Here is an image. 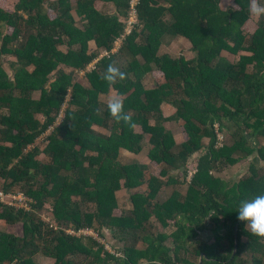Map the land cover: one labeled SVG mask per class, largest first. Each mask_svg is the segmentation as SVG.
Returning <instances> with one entry per match:
<instances>
[{
    "label": "trees",
    "instance_id": "16d2710c",
    "mask_svg": "<svg viewBox=\"0 0 264 264\" xmlns=\"http://www.w3.org/2000/svg\"><path fill=\"white\" fill-rule=\"evenodd\" d=\"M226 1L140 0L130 34L131 0L0 4V190L32 199L30 210L0 201V221L22 226L21 234L0 230V264H37V254L51 264H264V237L235 212L241 199L264 193V16L254 21L251 0ZM177 36L190 42L194 58L159 53L166 37ZM91 41L107 54L88 70L100 56ZM109 65L124 77L104 80ZM76 71L86 72L84 82ZM111 90L131 126L100 99ZM165 103L175 109L169 117ZM167 121H181V142ZM216 123L232 141L216 146ZM51 126L40 150L35 141ZM122 148L146 149L150 162L123 163ZM246 159L248 173L237 181L218 175ZM145 183L147 190H134ZM167 183L187 190L155 201ZM121 189L134 190L127 210L118 203ZM46 202L48 222L36 213ZM70 225L104 237L105 228L119 232L122 246L113 248L123 256L92 236L66 233Z\"/></svg>",
    "mask_w": 264,
    "mask_h": 264
},
{
    "label": "rangeland",
    "instance_id": "374dc122",
    "mask_svg": "<svg viewBox=\"0 0 264 264\" xmlns=\"http://www.w3.org/2000/svg\"><path fill=\"white\" fill-rule=\"evenodd\" d=\"M258 2V1H257ZM223 4V6H225V5H227L229 2H227L226 0H223V2H222ZM0 4L4 7V6H7V4H8V0H0ZM106 12H113L114 11V8H113V6H111V5H106L105 6V8L104 7H102ZM75 18H76V20L78 21L79 20V18L75 15ZM253 19H254V21L255 22H258L259 21V19H260V17L259 18H257V17H255V16H253ZM126 20H124V23H126L125 22ZM78 24L79 25H81V23L80 22H78ZM126 25H127V23H126ZM128 28H130V27H128ZM247 28H248V30L249 31H251V30H254V28H255V25L254 24H251V22L248 24V26H247ZM167 38H169V37H167ZM184 39V38H183ZM182 39V43L180 42V41H178L175 45H177V46H171V48H170V50L169 51H171L172 53H177V54H180V53H183V51L184 50H187L188 48H190L191 47V44H189V42L186 40V39H184L183 40ZM185 43V44H184ZM180 44H182V45H180ZM120 45H121V39L120 40H118V42L116 43V48L114 49V51H117L119 48H120ZM106 53H105V51L103 50L102 51V55L101 56H103V55H105ZM8 60H10V59H8ZM97 61H95V62H92L91 64H90V66H89V68H88V70H90V69H92L93 67H94V65H95V63H96ZM4 67L6 68V70H7V72L9 73V75L10 76H12V71L9 69V67H8V65H7V63L5 62L4 63ZM69 72V71H68ZM85 75L83 74V72H77V73H75L74 74V78L77 80V81H82V82H84L86 79H85V77H84ZM85 79V80H84ZM145 83V82H144ZM152 86H153V81H152V84H151ZM34 97L35 98H37V97H39V93H35L34 94ZM110 96H107V95H102V96H100V98L102 99V100H105V101H107V99L109 98ZM69 100V97L67 98V101ZM66 101V102H67ZM65 107V106H64ZM165 110L166 111H164V113H166V115H168V108L167 107H165ZM172 112V111H171ZM171 112H170V114H171ZM181 122V121H180ZM175 123H178V125H177V127L174 125V126H172L171 125V127H173V129L175 130L174 131V133H176V135H177V138L178 139H181V135L182 134H180V133H182V128H181V126H182V123H179V122H176L175 121ZM55 124H57V122L55 123ZM165 125H166V122H165ZM168 125H170V124H168ZM52 128V127H51ZM172 129V128H171ZM51 130V129H50ZM224 132V135H225V139H224V144L225 143H228V142H230V141H232V138H231V136H230V134L227 132V131H223ZM45 134H47V133H44V134H42V137L40 136V137H38L37 138V141H35L36 142V145H38V147L40 148V150H42L43 148H44V145L46 144V141L44 140V139H42L43 138V136L45 135ZM179 134V135H178ZM205 140V143L208 141L206 138L204 139ZM263 142H264V140H262ZM38 157H44V155H43V153H40L39 154V156ZM133 158V156H130V157H128V161H130L131 159ZM249 163H250V159H246V160H243V161H241V162H239L238 164H236V165H233V166H231V167H227L225 170H223V171H221V172H219L218 173V175H222L223 177H226V178H233L235 181H237L239 178H241V177H243V176H245V175H247V173H248V166H249ZM118 194H120V192L118 193ZM127 196V195H126ZM51 206H50V204L48 203V202H46L43 206H42V208H40L39 210H36V213H37V215H38V217L40 218V219H42L43 221H45V222H48L50 219H51V217H52V214H51ZM0 230H4V231H9V232H13V233H15V234H21L22 233V226H21V223L19 222V223H16V224H11V225H8V224H4L2 221H0ZM207 231V233H208V235L210 234V232H209V230L208 229H206ZM105 233H106V236L104 237L102 234H101V241H103V242H105V244H106V246L112 251V252H116V254L117 255H120V256H123V251H121V250H116L115 248H113V247H115V246H117V247H121L122 245L119 243V237H120V233L119 232H115V234H114V232L113 231H111V230H109V229H106L105 228ZM205 231V230H204ZM204 231H200L199 233L200 234H203L204 233ZM247 239L246 238H243V241H246ZM139 247H141V246H143L142 245V242H140L139 244ZM112 246V247H111ZM179 251V250H178ZM172 254H173V252H172ZM191 257H192V259L193 260H198V261H201V257L200 258H196V259H194L193 258V256L191 255ZM35 261L37 262V264H51L52 262H53V259H51L50 257H47V256H44V255H42V254H37V255H35ZM10 264H12V263H10Z\"/></svg>",
    "mask_w": 264,
    "mask_h": 264
},
{
    "label": "crops",
    "instance_id": "0c3cea01",
    "mask_svg": "<svg viewBox=\"0 0 264 264\" xmlns=\"http://www.w3.org/2000/svg\"><path fill=\"white\" fill-rule=\"evenodd\" d=\"M222 2H223V0H222ZM184 37H181V36H177V37H175V38H167L166 37V39L163 41V44L161 45V47H160V50H159V53L160 54H163V53H166V54H169V55H171V56H173V57H180V56H184L187 60H190V59H192V58H194V56H195V54H194V52L191 50V47L190 48H188L187 50H184L183 51V53H180V54H177V53H172L171 51H169L170 50V48H171V46L173 45H175L178 41H180L181 43H182V39H183ZM185 39V38H184ZM183 39V40H184ZM187 40V39H186ZM188 41V40H187ZM189 42V41H188ZM122 43V42H121ZM185 44V43H184ZM189 44H190V42H189ZM180 45H182V44H180ZM175 46H177V45H175ZM183 46V45H182ZM89 48H90V52H100V56H99V58H97V59H95L93 62H95V61H98L99 59H100V57H102L101 55H102V49L100 50V49H98V47H97V45H96V43H95V41H91L90 43H89ZM61 49L62 50H65L66 49V47H64V46H62L61 47ZM10 60H12V58H9ZM89 68V67H88ZM64 69L68 72H70L71 71V69L70 68H66V67H64ZM77 72H83V74L85 75V71H76L75 73H77ZM85 77V76H84ZM81 82V81H80ZM145 85L146 86H149V87H152V78L150 77V76H148L146 79H145ZM82 84H86V83H82ZM113 95H117V92L116 91H114V90H111V92L109 93V94H107V96H113ZM102 96V95H101ZM104 96V95H103ZM101 99V98H100ZM102 100V99H101ZM103 102H105L106 103V101L105 100H102ZM165 107H167L168 108V115H166V113H164V111H166L165 110ZM162 110H163V113H164V116H166V117H169V116H171L173 113H174V111H175V109H174V107L173 106H171V105H169V104H163L162 105ZM172 111V112H171ZM170 112H171V114H170ZM179 123H181V122H179ZM168 124H170V125H168ZM171 125L172 126H176L177 127V125H178V123H175V121H167L166 122V126L168 127V128H172V130L173 131H175L174 129H173V127H171ZM178 128V127H177ZM53 129V128H49L46 132H44V133H47V134H45L44 136H43V138L42 139H44V137L45 136H47L49 133H51V130ZM97 129L98 130H100V131H102V132H108L107 130H105V129H103V128H98L97 127ZM43 133V134H44ZM180 134H182L181 135V139H178L177 138V135H176V133H175V137H176V140H177V142H181L182 140H183V133H180ZM179 135V134H178ZM41 137H42V135H41ZM37 141V140H36ZM35 144H36V142H35ZM130 156H133V158L130 160V161H128L127 159H128V157H130ZM119 158H120V160L123 162V163H130V162H133V161H140V162H142V163H149L150 162V158L148 157V155H147V151H146V149L144 150V151H142V152H140V153H138V154H136V153H133V152H131V151H129V150H127V149H124V148H122L121 149V151H120V156H119ZM150 171H148V173H149ZM147 176H149V174L147 175ZM147 188H148V185H147V183H145V184H143V185H141V186H139V187H137V188H135L134 190H137V189H140V190H143V191H145V190H147ZM175 189H179L181 192H183V193H185L186 192V190H187V184H178V183H167V185L166 186H164L159 192H158V194H157V197H156V199H155V201H159V202H162V201H164L165 199H167L170 195H172V193L175 191ZM133 189H121V190H119L118 192H117V199H118V203H119V206L122 208V209H124V210H127L130 206H131V200H130V194H131V192L132 191H134ZM120 192V194H118ZM127 195V196H126ZM173 231V227H170V229H168V233L170 234L171 232ZM207 230H205L204 231V233L202 234L203 235V238H206V237H208V233L206 232ZM167 244H170V243H167ZM144 246H141L140 248H143Z\"/></svg>",
    "mask_w": 264,
    "mask_h": 264
},
{
    "label": "clouds",
    "instance_id": "9594fccd",
    "mask_svg": "<svg viewBox=\"0 0 264 264\" xmlns=\"http://www.w3.org/2000/svg\"><path fill=\"white\" fill-rule=\"evenodd\" d=\"M249 13L257 18L264 16V0L261 3L251 0ZM124 75L117 67L109 65L102 78L108 82H115L117 78L122 79ZM123 105V99L119 95L110 96L106 101L109 113L117 121L129 123L131 126V117L125 112ZM235 212L237 219L243 222L252 234L264 237V193L241 199Z\"/></svg>",
    "mask_w": 264,
    "mask_h": 264
},
{
    "label": "built area",
    "instance_id": "2783aa9c",
    "mask_svg": "<svg viewBox=\"0 0 264 264\" xmlns=\"http://www.w3.org/2000/svg\"><path fill=\"white\" fill-rule=\"evenodd\" d=\"M139 2H140V0H131V2H130L131 8H130L129 15H128L127 19H124V20H126L125 22L127 23L126 29H125L126 34H130L133 31L134 27L139 24L138 12H137V6H138ZM128 27H130V28H128ZM105 53L107 54V52H105ZM63 117H64V113L61 112L59 114L58 120L60 121ZM215 131L217 133L216 146L224 145L225 135H224V132L220 130V126L218 123L215 124ZM194 171H195V168H192L189 170V174L187 176L188 181H190ZM0 201L4 204L12 206L14 208H21L23 210H30L32 199L30 197L26 196L25 194H23V192H21V191L10 190V191L6 192L3 190H0ZM64 229H65L66 233H70L73 235L92 236L95 239L99 240L100 242L105 243V242L101 241V235L93 227H80V228L76 229L75 227L70 225L68 227H65ZM113 253H116V252H113Z\"/></svg>",
    "mask_w": 264,
    "mask_h": 264
},
{
    "label": "water",
    "instance_id": "95a60500",
    "mask_svg": "<svg viewBox=\"0 0 264 264\" xmlns=\"http://www.w3.org/2000/svg\"><path fill=\"white\" fill-rule=\"evenodd\" d=\"M236 247H237V244H236Z\"/></svg>",
    "mask_w": 264,
    "mask_h": 264
}]
</instances>
